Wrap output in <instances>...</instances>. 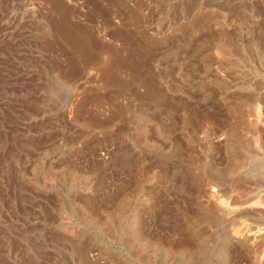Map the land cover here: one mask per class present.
Here are the masks:
<instances>
[{"label": "rangeland", "instance_id": "374dc122", "mask_svg": "<svg viewBox=\"0 0 264 264\" xmlns=\"http://www.w3.org/2000/svg\"><path fill=\"white\" fill-rule=\"evenodd\" d=\"M0 264H264V0H0Z\"/></svg>", "mask_w": 264, "mask_h": 264}, {"label": "bare ground", "instance_id": "6f19581e", "mask_svg": "<svg viewBox=\"0 0 264 264\" xmlns=\"http://www.w3.org/2000/svg\"><path fill=\"white\" fill-rule=\"evenodd\" d=\"M71 29V28H70ZM86 32V31H85ZM65 33V32H64ZM68 33V32H67ZM74 34H75V32H73ZM86 37V38H85ZM88 36L86 35V36H84L83 37V40H84V38H85V40L86 39H88L89 41L90 40H92L91 38H87ZM89 37H91V36H89ZM77 39V38H76ZM80 40H82V39H80ZM80 40L79 41H77V45L79 46V48L81 49V51L82 50H84V52L85 53H87L86 55H87V58L88 59H90V61H93L94 59H95V56L93 55V53L91 52L92 50H91V48L89 47V50L88 49H86L87 47H86V45L85 44H83V41H81L80 42ZM72 41V40H71ZM86 43H89V42H86ZM91 43V42H90ZM91 46V45H90ZM80 52V51H79ZM83 53V52H82Z\"/></svg>", "mask_w": 264, "mask_h": 264}]
</instances>
